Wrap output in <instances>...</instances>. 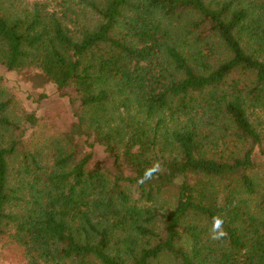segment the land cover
<instances>
[{"label": "trees", "instance_id": "1", "mask_svg": "<svg viewBox=\"0 0 264 264\" xmlns=\"http://www.w3.org/2000/svg\"><path fill=\"white\" fill-rule=\"evenodd\" d=\"M17 6L0 0V65L35 70L76 121L52 169L0 140V241L27 264H264V0ZM210 113L232 123L240 151L210 154ZM98 146L112 164L91 169ZM130 186L155 206L133 205ZM168 194L173 208L158 205ZM216 216L227 235L214 240Z\"/></svg>", "mask_w": 264, "mask_h": 264}, {"label": "rangeland", "instance_id": "2", "mask_svg": "<svg viewBox=\"0 0 264 264\" xmlns=\"http://www.w3.org/2000/svg\"><path fill=\"white\" fill-rule=\"evenodd\" d=\"M15 1H17V7L26 8L30 3L41 0ZM35 74V70L23 73L9 72L0 65V104H7L3 115L12 123V126L0 131V140L5 145L21 140L28 150L43 153V165L48 170L55 165L57 150L63 146L64 135L70 132L76 119L68 97L58 95L55 85L42 83ZM31 114L36 116L35 126H31L28 122L27 117ZM209 116L205 119L207 127L204 132L210 136L208 142L210 154L228 156L240 151L243 146L236 140L232 123L222 118H215L213 113ZM93 138L91 141L94 140ZM99 162L112 164L103 146L97 147L91 169L96 168ZM256 163L257 168L254 173L258 177L257 183L262 185L264 184V157L257 158ZM128 190L130 191L128 193L132 195L133 205L136 204L139 208L155 206L146 199H142L136 188L130 186ZM166 199L168 202H165ZM166 203L173 208L174 201L171 194L162 198L158 205L165 207ZM157 226L156 231L160 233L161 228ZM211 230L212 227L209 226L207 232L211 234ZM0 264H27L24 249L8 236L0 241Z\"/></svg>", "mask_w": 264, "mask_h": 264}, {"label": "clouds", "instance_id": "3", "mask_svg": "<svg viewBox=\"0 0 264 264\" xmlns=\"http://www.w3.org/2000/svg\"><path fill=\"white\" fill-rule=\"evenodd\" d=\"M160 170L159 164H156L153 166V168L148 169L145 171L144 176L140 178L139 183H144L147 180L153 179L154 175L156 172ZM223 224L224 220L220 216H216L213 218V227L211 230V238L216 240V239H221L225 237L227 234L223 230Z\"/></svg>", "mask_w": 264, "mask_h": 264}]
</instances>
